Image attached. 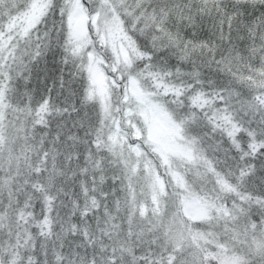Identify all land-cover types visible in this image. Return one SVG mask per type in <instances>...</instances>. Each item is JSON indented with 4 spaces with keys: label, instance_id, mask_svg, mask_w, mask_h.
Instances as JSON below:
<instances>
[{
    "label": "snow or ice",
    "instance_id": "obj_1",
    "mask_svg": "<svg viewBox=\"0 0 264 264\" xmlns=\"http://www.w3.org/2000/svg\"><path fill=\"white\" fill-rule=\"evenodd\" d=\"M103 21L122 44L100 87ZM146 107L182 151L150 138ZM177 157L212 185L191 256L160 210L187 193ZM0 264H264V0H0Z\"/></svg>",
    "mask_w": 264,
    "mask_h": 264
},
{
    "label": "rangeland",
    "instance_id": "obj_2",
    "mask_svg": "<svg viewBox=\"0 0 264 264\" xmlns=\"http://www.w3.org/2000/svg\"><path fill=\"white\" fill-rule=\"evenodd\" d=\"M79 4V0H77ZM53 19H58V15L50 17L48 24L51 25ZM96 21H93L95 24ZM88 17L86 12L81 7L73 9L69 18V31L81 50L87 48L91 43L88 35ZM100 27V42L97 44L99 55L96 57V61L93 62L92 68L96 76L97 84L100 87H105L107 84V74L104 69L106 67L105 58L103 56L104 45L109 47H120L122 44V32L120 28L111 21H103ZM147 125L149 136L152 140L159 144L160 149L164 152L175 155L177 152L182 151V146L178 144L171 135V130L163 122L161 115L150 107H146L144 116ZM11 146H9L10 148ZM19 149L17 146L16 152ZM116 154L119 156L122 164L131 163L135 166V158L130 157L126 149H122L116 146ZM177 167L181 170L180 179L187 188V193L181 197L183 203L176 201L172 203L161 202V213H167V223L172 225L171 234L172 237L184 241L185 247L189 248L186 237H194L197 234L210 233L215 229L209 223L211 212L208 205L212 202V192L210 191L212 185L208 182L207 174L202 167H199L195 161H192L189 167V163L185 160H181L177 157ZM155 172V169H153ZM163 169L160 173H163ZM187 173V175H185ZM132 182L136 187L137 193H143L149 186V180L147 174L143 176L134 175ZM161 183L165 182V177L161 175ZM171 191V186H169ZM181 214L184 218L190 222L202 221V223L195 224L194 232H187ZM166 231H169L166 229ZM203 240L201 241V243ZM194 251L189 248V255H193Z\"/></svg>",
    "mask_w": 264,
    "mask_h": 264
},
{
    "label": "trees",
    "instance_id": "obj_3",
    "mask_svg": "<svg viewBox=\"0 0 264 264\" xmlns=\"http://www.w3.org/2000/svg\"><path fill=\"white\" fill-rule=\"evenodd\" d=\"M19 147V149L17 150V151H20V146H18ZM18 153V152H17ZM5 194H6V192H5Z\"/></svg>",
    "mask_w": 264,
    "mask_h": 264
}]
</instances>
